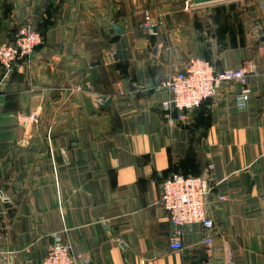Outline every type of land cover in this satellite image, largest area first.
<instances>
[{"label": "crops", "instance_id": "1", "mask_svg": "<svg viewBox=\"0 0 264 264\" xmlns=\"http://www.w3.org/2000/svg\"><path fill=\"white\" fill-rule=\"evenodd\" d=\"M21 25L43 38L0 66V264L55 237L80 264H264V0H0V40ZM192 56L250 67L249 101L220 83L178 117L160 81ZM172 172L212 181L211 257L200 223L169 247Z\"/></svg>", "mask_w": 264, "mask_h": 264}, {"label": "built area", "instance_id": "2", "mask_svg": "<svg viewBox=\"0 0 264 264\" xmlns=\"http://www.w3.org/2000/svg\"><path fill=\"white\" fill-rule=\"evenodd\" d=\"M183 3L185 8H189L195 4V0H183ZM152 25L147 14L141 28L150 33ZM15 33L12 40H0V66L4 74L10 73L17 61H28L36 46L42 43V33L31 26L21 25ZM250 72L251 68L245 65L216 70L204 57L192 56L182 68L168 73L161 79L160 86L169 93L165 106L167 104L172 106L177 116L181 117L187 111H193L208 101L220 83L237 82L242 86L236 95V103L242 108L249 101L252 92L246 84ZM212 186L208 175L172 172L163 179L159 203L173 226L168 236L171 249L181 250L184 247L181 238L183 229L200 223L206 229L201 243L206 248V254L212 256L213 239L210 230L214 226V221L208 212ZM217 198L223 199L224 196L219 195ZM38 264H80V259L73 255L69 244L63 242L60 237H55ZM204 264H211L210 259Z\"/></svg>", "mask_w": 264, "mask_h": 264}, {"label": "water", "instance_id": "3", "mask_svg": "<svg viewBox=\"0 0 264 264\" xmlns=\"http://www.w3.org/2000/svg\"><path fill=\"white\" fill-rule=\"evenodd\" d=\"M198 1H206V0H198ZM154 30H156V29L154 28ZM101 99L104 100V102H103L104 104H107L109 102V100L106 99V96H104V95L101 96Z\"/></svg>", "mask_w": 264, "mask_h": 264}]
</instances>
